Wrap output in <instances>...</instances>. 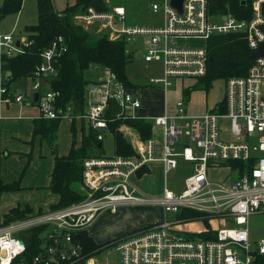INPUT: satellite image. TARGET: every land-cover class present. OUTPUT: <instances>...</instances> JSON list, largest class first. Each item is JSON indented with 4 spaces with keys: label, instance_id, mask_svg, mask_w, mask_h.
Masks as SVG:
<instances>
[{
    "label": "built area",
    "instance_id": "built-area-1",
    "mask_svg": "<svg viewBox=\"0 0 264 264\" xmlns=\"http://www.w3.org/2000/svg\"><path fill=\"white\" fill-rule=\"evenodd\" d=\"M151 7L154 12L164 13L162 25L129 26L123 6L108 11L90 7L75 18L87 27L108 25L109 37L114 40L129 42L137 35H146L147 64L159 57L164 61L163 77L151 78V82L160 84L165 91L184 84L188 78L199 80L207 74L208 41L213 35L236 34L246 40L252 52L264 43V0H253L250 18L213 12L211 0H184L182 12L171 5V0L152 2ZM191 38L206 39L207 44L177 45L180 39ZM29 43L23 33L16 39L13 33L0 32V106L34 103L38 92L40 116L71 122L84 120L99 131L97 138L101 142L106 135H112L110 122L115 118L142 116L152 121L153 133L146 140L138 132L130 133L136 151L132 156L105 154L87 158L83 200L0 226V264H77L84 258V246L78 239L81 232L88 230L100 214L117 213L126 205L161 206L173 218L133 230L119 240L116 249L121 255L120 264H264V238L254 240L249 229L250 217L264 213V54L252 59L246 75L226 80L223 104L192 116L188 103L178 100L173 114L151 116L141 114L145 109L139 92L127 87L109 68L99 65L97 69L103 73L87 84L83 111L74 112L73 104H57L60 91L54 90L50 82L58 75L57 60L68 51L62 36L41 53L42 61L34 75L27 77L31 89H14L6 62L23 53ZM46 84L50 89L42 94ZM113 104L120 110L110 116ZM222 118L229 119L232 137L222 136ZM185 135L190 142H182ZM161 141L162 156L156 157V146ZM158 159L164 164L165 174L177 168L181 160L191 162L193 172L176 189L166 183L163 194L148 196L130 178L140 177L139 172ZM223 165L235 171L237 177L211 179L209 169ZM182 210L197 212L200 217L178 216ZM41 225L48 226L43 234V251L27 259L21 233ZM87 264H96L95 259L90 257Z\"/></svg>",
    "mask_w": 264,
    "mask_h": 264
},
{
    "label": "trees",
    "instance_id": "trees-1",
    "mask_svg": "<svg viewBox=\"0 0 264 264\" xmlns=\"http://www.w3.org/2000/svg\"><path fill=\"white\" fill-rule=\"evenodd\" d=\"M25 0H1L0 19L7 15L17 14L21 11ZM38 5V22L26 25L22 33L30 42L24 52L7 59L6 68L11 72L10 84L34 75L37 65L42 61L41 53L52 46L53 41L59 36L64 37L68 44L65 52L56 62L58 75L52 77L51 87L59 90L57 104L66 106L73 104L74 112L85 109V92L88 83L93 81L87 76L91 66L99 65L109 68L117 78L127 87L136 88V84L128 78L126 68L134 56L129 52L125 39H111L107 32L96 33L87 26L79 23L75 16L84 13L93 7L98 11L111 9L106 0H76L74 4L66 6L63 10L55 7L54 0H36ZM253 0H211L213 12H232L240 18H250ZM90 27V26H89ZM208 54L210 57L208 72L200 77L197 85L209 91L213 81L232 76L246 75L253 60L250 58L252 50L245 39L236 34L213 35L208 41ZM191 89L185 94H190ZM37 104V102H34ZM224 99L217 105L223 104ZM119 106L113 104L109 110L110 116L119 112ZM146 115V110L141 111ZM62 119H48L39 116L34 120V141L38 135L47 139L52 145L56 142L57 133ZM79 123H81L79 125ZM129 126L146 140L152 136L153 123L151 120L140 116L136 119L115 118L110 122V130L115 138V155L126 157L135 154V148L126 138L123 126ZM73 140L70 151L60 155L54 151L55 164L51 175L49 189L59 196L51 209L68 206L84 199L86 190L83 188L84 161L91 156L105 155L104 141L98 140V130L91 128L83 121L71 122ZM81 132L80 143H77L78 132ZM102 143V145H100ZM149 171L145 167L139 172L142 176ZM22 189L21 181L4 182L0 179V200L5 192ZM38 210L36 213H41ZM34 209L26 204L12 207L3 215L0 226L8 225L13 221L28 218L36 214ZM178 216L183 218H197L200 214L194 211H181ZM146 225V227L150 226ZM48 226L41 225L21 233L26 242L24 256L31 259L43 251V234ZM128 234V233H127ZM127 234L98 243L87 230L81 232L79 241L83 244V255L77 264H87V259L96 256L105 247L114 246Z\"/></svg>",
    "mask_w": 264,
    "mask_h": 264
},
{
    "label": "rangeland",
    "instance_id": "rangeland-1",
    "mask_svg": "<svg viewBox=\"0 0 264 264\" xmlns=\"http://www.w3.org/2000/svg\"><path fill=\"white\" fill-rule=\"evenodd\" d=\"M162 2V0H107L111 8L117 6H123L126 9V21L125 23L129 26H140V27H152L162 25L165 21V16L163 12H154L151 7L152 2ZM36 0H25L21 11L17 14H10L0 19V32L2 33H13L16 39H19L22 35L26 25L36 24L38 22V9L36 5ZM89 29H92L96 33L107 32L110 35L109 26L103 23L89 25ZM148 37L146 35H137L134 37L133 41H129L127 48L134 56L129 62L126 68V74L133 84L137 87L143 89L141 97L147 99V103L150 102V112L158 114L161 110L166 107H172L175 111L176 102L178 100H184L188 103V110L192 113L194 112H207L208 110L214 108L219 104L225 97L226 90V80L216 79L213 81L212 87L206 92L200 85H197L198 78H188L185 80L184 84L180 83L178 87H170L165 91L160 84H154L151 82V78H162L164 73V61L162 57L156 58L147 64L145 61V54L149 49ZM207 44L206 39H180L179 46L182 47H203ZM141 53V55H138ZM97 65L91 66L87 76L92 79L98 78L102 73L101 69ZM17 85V90L21 91L24 88L31 89V81L29 79H22L14 83ZM13 84V85H14ZM50 86L46 84L42 89V94L49 91ZM191 89L190 94H185ZM144 99V100H145ZM151 113V114H153ZM60 131L57 133L56 142L52 145L47 139L42 137L43 142L47 145L50 154H55V150H59L58 144L61 142H66L73 140V132L71 131V121L64 119ZM221 133L223 137H232L229 127V119L222 118L221 121ZM81 123H79L80 125ZM123 131L126 138L131 142L134 141V137L130 136V133L138 134L135 130L129 126H123ZM41 137L40 135H38ZM81 132H78L77 143H80ZM156 138L160 141V133L157 132ZM41 139V138H40ZM183 143L190 142L191 139L188 135H185ZM104 149L105 154L113 155L115 153V138L113 135L108 134L105 136ZM162 141L156 146V157H161V147ZM182 144H179V149L181 151ZM57 153H60L59 151ZM23 155V154H21ZM26 155V154H24ZM23 155V156H24ZM28 157V162L26 166L29 165L31 155H26ZM25 157V156H24ZM45 161V166H46ZM157 164V166L155 165ZM25 166V167H26ZM150 172L143 177H138L137 175H132L130 182L136 186L143 194L148 196L161 195L164 192L165 185L176 189L181 186L184 180L193 172V167L191 162H186L181 160L180 165L171 170L169 173L165 174L163 164L161 165L159 161H153L149 163ZM209 175L213 180H224V179H234L237 177L235 171H232L228 166H219L216 168L209 169ZM47 188L43 186L40 188L25 187L21 191H9L5 192L1 196L0 200V221L3 220L4 213L8 212L12 207L24 206L28 203L37 206V204L42 201L43 197L48 194ZM120 208L119 214L107 212L112 216L108 218H102L99 223V228H108L110 223L117 219L118 221L124 222L127 226L136 225L139 229L143 226V220L149 223H155L158 221H163L165 219H172L173 215L165 213L161 206H150V207H124ZM123 209V210H122ZM114 214V215H113ZM137 223V224H136ZM146 226V225H145ZM201 226V225H200ZM110 229V228H108ZM249 229L251 231V237L254 240H260L264 238V213H259L252 215L249 219ZM132 230V228L130 229ZM129 230V231H130ZM109 232L111 230H108ZM111 233V232H110ZM100 264H120L121 255L116 249V245L105 247L96 256Z\"/></svg>",
    "mask_w": 264,
    "mask_h": 264
},
{
    "label": "crops",
    "instance_id": "crops-1",
    "mask_svg": "<svg viewBox=\"0 0 264 264\" xmlns=\"http://www.w3.org/2000/svg\"><path fill=\"white\" fill-rule=\"evenodd\" d=\"M75 2L76 0H54L55 7L60 11L66 6L74 4ZM138 55H140V53ZM12 87L14 89L19 88L17 85L15 86V84H12ZM133 89L139 92L141 97L143 89L140 87ZM141 99L144 109L151 116L163 113L173 114L175 112L172 107L168 106L164 110H161L160 113L155 114L153 111L150 112V102L147 103V99L145 98L141 97ZM0 112L2 114V118H0V179L4 182L20 180L22 188H40L42 186L47 188L48 194L43 197L42 201H40L37 206L28 203L34 209L35 213L40 209L42 212L47 211L51 209V206L58 201L59 196L49 189L51 175L55 164V155L50 154L47 145L43 142L41 137L37 136L35 137L34 141L31 142V140L34 138V120L41 115V110L37 104L26 101L24 103H13L10 105L0 106ZM188 113L192 116H200L204 114L203 111L192 113L190 109L188 110ZM62 124L63 122H61L58 132L60 131ZM71 146L72 140L71 142H69V140L62 143L60 142L58 144L59 150H57V152L59 151L60 153L58 154H67L70 151ZM21 154L31 155L32 160L28 166H26L28 157L26 155H24V157ZM45 161L47 163L46 166ZM155 161H159L161 165L163 164V162L159 159ZM155 165L157 166V164ZM149 172L150 170L140 177L145 176ZM17 191L20 192L21 189L16 190L15 192ZM124 207L131 208L132 206L126 205ZM124 207L122 208L125 209ZM118 214L119 212L115 213V215ZM110 216L112 215L104 212L100 214L97 219L88 227L87 231L98 243L105 242L137 229L136 225L129 226V223L127 226L124 222L118 221L117 219H114L110 223L108 227L110 229H100L99 223L101 222L102 218H108ZM147 222L143 220V226L148 225ZM131 228L132 230H130ZM108 230H111V233ZM93 258L95 259L96 264H100L95 256Z\"/></svg>",
    "mask_w": 264,
    "mask_h": 264
},
{
    "label": "water",
    "instance_id": "water-1",
    "mask_svg": "<svg viewBox=\"0 0 264 264\" xmlns=\"http://www.w3.org/2000/svg\"><path fill=\"white\" fill-rule=\"evenodd\" d=\"M183 2H184V0H171V5L173 7H175L176 9H178L180 12H182V10H183ZM263 54H264V43L259 47L258 50L253 51L251 53L250 58L254 59V58H257V57H259V56H261ZM38 97H39V93L37 92V93H35V96H34V101L35 102L38 100ZM100 145H102V143Z\"/></svg>",
    "mask_w": 264,
    "mask_h": 264
}]
</instances>
